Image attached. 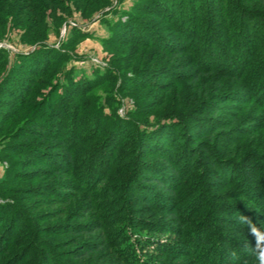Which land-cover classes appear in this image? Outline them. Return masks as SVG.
I'll return each instance as SVG.
<instances>
[{
  "label": "trees",
  "instance_id": "obj_1",
  "mask_svg": "<svg viewBox=\"0 0 264 264\" xmlns=\"http://www.w3.org/2000/svg\"><path fill=\"white\" fill-rule=\"evenodd\" d=\"M66 1L0 0V19L12 14L21 16V21L16 18V22L25 26L24 40L39 44L33 51L18 53L16 68L0 76V89L3 85L12 89L6 91L17 101L13 112L0 110V130L23 120L12 132L5 131L3 142L0 141V157H6L10 163L5 176L0 179V264H255L250 250L245 247L246 242L253 245L254 240L248 225L241 221L247 217L264 229V111L253 110L246 114L240 125L238 120L242 101L247 106L254 104L264 109V52L257 54L260 60L252 68L255 62L250 61V49L245 51L246 40L239 34L251 37L250 41L253 37H260L258 29L261 23L264 24V14L256 9H264V0H148V3L155 4L151 8L156 7L153 10L158 15L152 14L153 10L148 6L136 5L135 11L140 14L158 16L174 25L180 40L172 41L158 34L150 22L131 13L128 22L119 23L107 41L128 44L134 28L139 31L137 41L140 44L169 55L171 61L182 56H195L201 68L197 72L177 74L179 84L189 83V93L183 95L184 90L177 89L178 95L170 103L164 101L167 109L160 112L157 121L144 124L132 118L109 117L101 113L98 102L90 93L112 77L111 70L109 73L96 71L97 76L91 78L78 77L74 70H70L64 72L67 83H54L64 67L66 54L48 46L45 40L50 27L58 31L62 23L58 11L68 10ZM74 1L78 3V0ZM79 1L84 13L91 14L104 9L110 2ZM218 13V20L223 23L219 26L221 28L217 27L219 22H215ZM25 14L29 17L24 19ZM232 15L240 18L238 28L232 27L228 21ZM194 35L196 42L191 38ZM228 35H233L230 52L220 40L227 39ZM236 52L243 54L238 68L230 59ZM201 54L208 57V61L203 60ZM6 56V49L0 47V74L6 68ZM224 58L230 59L227 67L216 64V61L224 64ZM18 65L21 68H17ZM169 69L164 66L161 70ZM141 72L146 73L143 69ZM227 80L236 83L247 80L253 92L243 97L228 91L225 93ZM130 81L140 89L146 85L137 77ZM44 87L51 89L43 95ZM211 89L220 93L216 102L208 105L214 124L206 131L195 133L190 130L191 122L187 123L188 115L196 109L194 103L198 97H208ZM225 103L235 105L228 120L219 116ZM64 106L68 109L69 122L66 133L62 128ZM145 111L141 106L132 115L143 119L152 112ZM25 113L28 114L23 117ZM22 129L23 134H20ZM18 134L42 143L24 144L17 141ZM222 140L229 141L228 146ZM59 142L60 152L55 153L61 161L47 159L55 155L49 152V143ZM110 146L112 150L107 152ZM23 147L40 160L38 165L46 167L45 175L32 176L20 171V166L14 162V152H22ZM98 154L106 157L105 165H96L100 168L93 183L87 187L84 176L93 174L88 172L89 167L82 169V164H94ZM82 156L86 159L83 162L80 161ZM55 175L76 178L83 184L67 183L69 192L59 193V200H68L69 194L77 187L78 193L83 191L87 197L79 203L82 209L76 210L82 222L59 227L62 235L70 233L78 237L66 250L68 254L63 255V259L54 255V247L42 238L48 235L45 231L48 228L37 225L27 203L13 195V183L23 177L29 180L44 178L47 179L44 183H48V179H57ZM205 177L209 179L208 183L204 181ZM119 181L123 188L137 194L128 203L122 190L115 189ZM42 187L49 191L54 188L50 184ZM196 192L201 193L196 198L184 200ZM211 194L219 199L229 197L233 202H212ZM131 205L140 215L132 212ZM150 206L159 213L165 212L164 223L158 225L143 217ZM205 206L212 207V210ZM142 207L147 209L143 211ZM214 211L221 216L217 217ZM89 215L94 216L91 222H87ZM135 228L155 236L137 234L134 238L132 231ZM83 235L95 238L80 242ZM166 235L167 240H162L161 237Z\"/></svg>",
  "mask_w": 264,
  "mask_h": 264
},
{
  "label": "rangeland",
  "instance_id": "obj_2",
  "mask_svg": "<svg viewBox=\"0 0 264 264\" xmlns=\"http://www.w3.org/2000/svg\"><path fill=\"white\" fill-rule=\"evenodd\" d=\"M213 1L216 2L215 0ZM66 3L68 5V10L58 11V14L62 16V23L57 28L58 31H56L53 26L50 27V29H48V38L47 40H45V44L50 47H55L62 53L66 54V61L64 63V67H62L63 70L61 68V71H59L58 73V77L54 79V83L64 84V82H66V78H64V72H68L70 70H74L75 74H77V76L81 78H91L97 76L95 75L96 71H108L109 73V70H111L112 77H109V80L106 83H103L102 85H99L98 87L94 88L90 94L92 95L93 99H96V101L98 102L97 104L99 105L102 114L107 115L109 117L119 115V117L124 119L132 118V120L136 122L143 121L141 122L142 124H144V122L153 123L157 121L155 119L158 117L160 112L167 109V103H165L164 105V101H169L170 103L173 98L178 95L177 89L181 88L182 90H184L183 92H181V94L183 95H186L187 92L189 93V83L183 85L179 84L181 82H177V74H187L191 73L193 70L195 72L200 70L201 68L200 66H198L199 59L197 57L192 55L182 56L171 61L169 55L158 51L156 48H152L150 46L147 47L144 44H140L137 41L139 31L134 28H132L131 32L133 36H129L130 41L128 44L118 45L117 43L107 41L108 37L112 36V31L117 28L119 23L128 22V14L131 13H134L136 16L141 17L142 19H145L146 21L150 22L152 28L156 29L158 34L163 35L172 41L180 40V34L177 32V28L174 25H169L167 21L165 22L166 19H160L158 18V16H152L151 14H140L137 10L135 11V7L138 3L140 5H143L145 8L146 6H148L147 8L153 10L154 8H156H151V6L154 4L153 2L150 1V3H148V0H110L109 4L106 5L104 9L99 10L97 12L95 11L93 14L87 11L84 13L83 4L79 0L78 3H75L74 0H67ZM256 11L264 14V9L262 8H258L256 9ZM151 13H156V15H158L155 10H153ZM27 16L28 14H25L23 18L25 19ZM16 18H19L20 20V18L22 17H16L14 14H12L7 17L3 16L0 19V47H4L7 52L6 68L5 70L3 69L1 71L0 76H3L11 68H16V63L18 62L16 55L18 53H28L30 51H33L36 47H39V44L37 43H28V40H24V34L26 31L25 26L21 24L19 25L16 22ZM216 19L217 21L215 20V22H219L217 27L222 26L223 23L218 20L219 13ZM228 19L232 27L238 28V26L240 25V18L237 15H235L234 17L233 15L229 16ZM48 20L51 24H53L50 17H48ZM251 23L253 24L252 21ZM78 31L81 33H88V35L84 36ZM121 32H123L122 29ZM258 32V35L260 37H253L252 41L249 40L251 37L248 38L244 37V35L240 36L239 34L240 38L246 40L244 46L245 51H248L250 49V61H253V63L255 62L252 68H254L260 60V57H258L257 54H262L264 52L263 23H261V26L259 25ZM232 36L233 35H228L227 39H220L222 42V46L229 52L230 47H233ZM124 38L128 37L125 36ZM152 38L154 37L152 36ZM191 38L193 41H197L196 35L191 36ZM237 52L236 54H233V56L230 58L232 59L231 62H233L235 68L240 67L239 60L243 58V54H238ZM202 54L201 58L203 60L208 61V57H203ZM256 56L258 58L254 60ZM230 59L224 58V64H221V62L218 63V61H216V64H220L221 66L227 67L228 64L226 63H228ZM164 66H168L170 69L161 70L162 68H164ZM17 68L21 67L18 65ZM142 69L144 72H146L145 75L141 72ZM249 74H251V72ZM136 77L146 84L144 87L142 86L141 89L140 87H134L135 85H133L130 81V79H134ZM16 80L18 81V76ZM227 82L228 83L225 85V89L223 91L225 93L228 91L233 93L235 96L243 97L249 96L253 92L252 87H250L247 80H243L241 83H236L235 81L229 80H227ZM162 84L164 85L162 86ZM167 84L171 85L165 86ZM50 89L51 87L45 88L42 94H47ZM6 90H8L6 89V85H3L0 89V110H2L3 112L9 110L8 112L11 113L16 108L15 103L17 101L8 94V91H12V89L8 91ZM219 94L220 93H216L214 89H211L210 95L208 97H198V99L196 100V104L194 103V107L196 109L189 113L187 120L188 122L186 121L187 123L191 122V131H195V133L206 131L207 128L211 127L214 124V121L211 119L213 113L209 109L208 105L210 103H215ZM40 98L41 95L38 96L39 100ZM141 106L142 108L146 109L145 112L149 110L152 111L150 114H147V116L143 119L137 118L136 116L132 115V112L141 108ZM234 106L235 105L233 103L223 104L224 109L223 111H221L219 116L223 117L225 120H228L230 114L233 112ZM239 106L242 108L240 117L241 120H238L239 125L243 121L242 118H244V116L248 113L251 114L253 110H257L259 112L264 111L263 108L261 109L260 107H256V105L254 104H249V106H247L246 103H244L243 101L242 103H239ZM150 108L154 109L151 110ZM243 108H246L247 110H244ZM62 113L64 117L62 128L63 132L66 133L69 129V122L67 121L68 109L65 106L62 107ZM27 114L28 113H25L23 117H26ZM22 123L23 120H19L15 125L13 123L11 126H6L4 130H0V141L5 131L12 132L15 129L14 127L16 125L18 126V124ZM19 132H21L20 134H23V129ZM79 132H82V130ZM20 134H18L17 141H21L24 144L30 145L31 143H42L41 141H38L34 138L25 139V137H22ZM217 136L219 137V135ZM222 141L224 142L225 146H228L229 141ZM49 146L50 147L48 148L51 149L49 152L52 155H54L55 152H60V150L58 149V146H60V142L56 144L49 143ZM24 148L25 147L21 149L22 152L20 153L14 152V154L16 153L14 162L20 166V171H22L23 174L27 175V173H29V175L31 174L32 176L45 175V173L47 172L46 167L44 165H38V162H40V160H38L37 157L32 156L30 153H28L27 150L25 151ZM110 150H112L111 146L109 147V149H107V152H109ZM78 151L81 150H77V152ZM0 156L2 157L1 151ZM1 157L0 179L5 176L7 170L10 167V163L8 162L6 157H3L2 159ZM47 159L53 161H61V157H58L57 153H55L53 157L49 156ZM84 160L86 159L84 158V156H82L80 158V161L83 162ZM105 161L106 157L98 154L94 164L91 162L89 166L82 164V169L84 167H86V169L89 167L88 172L92 171L93 174L91 176H84V183L85 185H87V187L93 183L92 181L95 176V173L97 172V170H99L100 165H102V167L105 165ZM98 163H100V165L96 166ZM93 166L95 168L92 169ZM78 168L80 169L81 166L79 165ZM114 171L115 169L112 171V174H114ZM34 172L36 175H33ZM116 173L117 171L115 172V174ZM53 175L54 174H52L51 176ZM55 176L57 179H48V183H44L47 180L44 178H35L29 180L23 177L19 182L16 181V183H13L15 186L13 195L22 198L23 201L27 203L29 213L35 219L37 225L42 226L43 229L48 228V230H45L48 235H45L42 238H45V240L54 247L53 254L59 257L60 259H63V255L65 256V254H68L66 253V250H69L71 248L70 245H72V242H75L74 239L78 237L70 233L62 235V233L59 232V227L68 225L73 226L75 224H78L79 222H82L83 219L78 218L81 215L77 214L76 210L82 209L81 206H79V203H82L83 200H85L87 197L86 193L83 191L82 193H78L80 191L77 187V190L73 189L74 193L71 192L69 194L68 200L67 198L59 200L57 198L59 196V193L69 192V190L66 189L67 183L69 184L71 182H75V184L79 186H82L83 184L80 180L76 178L74 179L64 175ZM78 181H80L81 184L78 183ZM204 181L208 183L209 179L205 177ZM205 182L204 184H206ZM120 183L122 182H117L115 189L122 190L124 197L127 199L128 203V201H131L132 198H135L137 194L134 191H130L128 188H123L124 186H122ZM44 184L53 185L54 188L52 189V191L45 190L42 187V185ZM200 193H193L194 195H192L191 197L190 195L188 197L186 196L184 200L188 198H190L188 200H191V198L193 197L196 198L200 195ZM213 195L214 194L210 195V199H212V202H233V199L229 197L219 199L215 198ZM234 200L236 202L237 199ZM130 208L132 209L133 213L137 212L134 209V205H131ZM148 208L149 209L147 213H141V215L143 214V217L149 218L152 222H154L155 224L157 223L158 225L165 222L164 211L159 213V210H157L154 206H150ZM205 208L212 210V207L209 206H205ZM141 209L144 211L147 208L142 207ZM214 212L217 217L221 216L218 212ZM137 214L140 215L139 212H137ZM91 218L93 220L94 216L89 215V217L87 218V222H91ZM125 227H127V225ZM17 231L18 230H16V232ZM137 234H150L152 236H155L153 235V233H147V231L142 232L139 228H135L134 232L132 231V235L134 238H136L135 236ZM94 238L95 237L93 236L92 239H89L83 235V239H81L80 242L94 240ZM161 238L162 240H167L168 237L166 235L162 236ZM114 264H116V262Z\"/></svg>",
  "mask_w": 264,
  "mask_h": 264
},
{
  "label": "clouds",
  "instance_id": "obj_3",
  "mask_svg": "<svg viewBox=\"0 0 264 264\" xmlns=\"http://www.w3.org/2000/svg\"><path fill=\"white\" fill-rule=\"evenodd\" d=\"M241 222L248 225L249 234L254 240L253 245H249L246 242L245 247L250 250L255 264H264V229L252 223L247 217H243ZM235 255L236 254L233 253V256Z\"/></svg>",
  "mask_w": 264,
  "mask_h": 264
}]
</instances>
